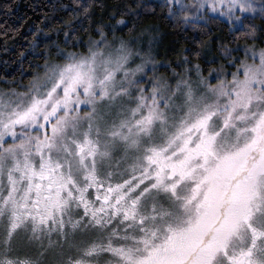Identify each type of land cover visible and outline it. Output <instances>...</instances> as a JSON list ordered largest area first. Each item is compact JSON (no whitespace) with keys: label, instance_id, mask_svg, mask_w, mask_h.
I'll return each mask as SVG.
<instances>
[{"label":"snow or ice","instance_id":"6c2138e0","mask_svg":"<svg viewBox=\"0 0 264 264\" xmlns=\"http://www.w3.org/2000/svg\"><path fill=\"white\" fill-rule=\"evenodd\" d=\"M98 32L86 54L64 53L27 91L0 97V264H37L9 256L19 230L42 256L88 227L106 236L67 264L105 252L111 264H264V47L246 46L215 84L194 65L197 96L178 73L174 87L157 77L146 91L128 42L105 52ZM117 97L134 106L107 122L98 106Z\"/></svg>","mask_w":264,"mask_h":264},{"label":"trees","instance_id":"16d2710c","mask_svg":"<svg viewBox=\"0 0 264 264\" xmlns=\"http://www.w3.org/2000/svg\"><path fill=\"white\" fill-rule=\"evenodd\" d=\"M170 9L156 0H0V90L29 86L63 52H86L100 38L98 26L108 38L153 31L166 45L159 59L168 63L160 68L167 75L171 69L180 73L185 57L207 75L218 68L216 58L229 61L236 47L263 45L264 11L242 17V26L235 29L218 16L207 22L177 20ZM121 18L125 23L117 24ZM249 26L256 29L254 39L247 35Z\"/></svg>","mask_w":264,"mask_h":264},{"label":"rangeland","instance_id":"374dc122","mask_svg":"<svg viewBox=\"0 0 264 264\" xmlns=\"http://www.w3.org/2000/svg\"><path fill=\"white\" fill-rule=\"evenodd\" d=\"M162 5H167L171 8V17L174 19H180L185 21H195V22H207L211 16H218L225 21L231 23L232 27L237 29L242 26V17L244 16H259L264 11V0H156ZM241 4L245 7L241 8ZM250 6V7H249ZM125 40L128 42L129 49L132 53L128 67L129 69H135L136 65L143 64L144 71L137 72L135 79L139 82L141 86L145 88L147 91L150 87V81L157 77H163L168 81L170 85L175 86V81L180 78V76L176 73H173L171 69V74L167 75L162 72L160 68L168 66V63H164V59H159L161 51L166 50V45L162 41L161 38L155 37L154 32L145 29L140 30L135 35L129 38H123L121 36H113L112 38H108V46L105 48V52L113 51L118 47L121 40ZM98 40V39H97ZM253 45L257 49L264 47L259 44H247L241 45L235 48L237 51L236 54L231 56V59L227 62H221L218 58H216L218 62V68L213 69L210 74L203 75L200 68V74L204 77L208 78L212 84L216 83L215 76L217 72L215 70L223 67L225 72L231 73L235 70L232 67V64H238L239 59L244 56V48L246 46ZM90 46V45H89ZM77 54H86V52H75L70 51ZM61 53V60H51L47 64L49 66L57 63H63L65 60V56ZM188 61V60H187ZM181 67L182 71L178 74L184 75L189 78V83L192 85L193 91L195 95H199L204 91L203 87L200 85V76L197 74L194 65H190L188 62H185ZM155 68V72L152 69ZM185 68L188 69L185 72ZM47 69L44 68L42 71L36 76L43 78L44 73ZM214 72V73H213ZM118 74V82L119 76ZM230 79V75L228 76ZM29 86L24 87L22 90L11 89V90H0V97L8 98L14 96L15 93L27 91ZM14 90V91H13ZM181 93H177L175 98L176 103H181L183 96ZM132 95L135 96V88L132 89ZM134 103L131 99L127 97H117L114 101L108 102L105 101L101 105L98 106L99 111L104 115V120L107 122H111L113 120H118L121 115L126 114V110L129 107H133ZM81 111L87 110L84 105H81ZM19 132V127L17 128ZM8 142H11L10 137H6ZM92 190H90L91 192ZM79 211V210H78ZM115 226V221H114ZM7 227V218L0 217V253H2L5 245L3 243L5 238V232ZM131 233V230H129ZM124 232L120 231V236H123ZM29 234L24 230H19L16 234H14L13 239L11 241V251L8 253L11 258L25 259L31 258L37 261V264H67V258L71 256L73 259L79 258L83 256L82 250L86 248L92 242H101V239L106 236V231L99 230L93 227H88L82 231H77L74 235H71L67 241H60L58 244H54L52 247L48 249L42 256L38 255V249L36 245L29 240ZM120 236L113 237V244L119 243H131V241H124L120 239ZM53 241L57 240L55 235L52 236ZM47 243V241H45ZM84 259L91 260L94 264H111V262L115 259L110 253H102L99 256L92 257H83Z\"/></svg>","mask_w":264,"mask_h":264}]
</instances>
